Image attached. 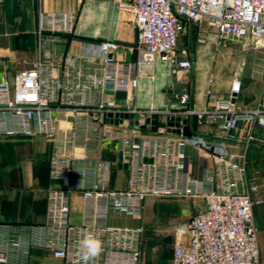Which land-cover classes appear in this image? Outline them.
I'll list each match as a JSON object with an SVG mask.
<instances>
[{"label": "built area", "instance_id": "2783aa9c", "mask_svg": "<svg viewBox=\"0 0 264 264\" xmlns=\"http://www.w3.org/2000/svg\"><path fill=\"white\" fill-rule=\"evenodd\" d=\"M118 10L133 17L135 62L116 58L119 45L113 41L87 43L81 51L61 62V75L51 63L39 60L31 69L0 80V137H55L54 112L65 110L89 121L99 138L114 142L127 180L121 189L107 186L112 164L57 156L49 161L54 183L46 192L44 234L39 245L65 264H139L140 227H112L111 215L138 217L149 198L203 199L205 209L181 225L175 238L173 264H258L259 250L252 216L255 203L239 191L245 168L227 154L210 153V145L195 138L212 166L193 177L186 154L188 138L182 120L195 117L198 125L221 121L230 140L246 145L255 141L253 126L264 128V84L255 108L245 112L239 127L236 100L241 82L234 75L228 96L214 91L213 75L207 79L208 107L195 112L187 108L189 93L177 96V109L141 110L120 106L109 96L132 94L142 76H152L160 63L187 82L191 64L178 59L177 44L185 24H205L215 33V46L248 41L254 47L264 42V0H115ZM73 18L66 13L38 14V32L71 33ZM202 34L199 43L206 41ZM180 56H185L182 50ZM129 97H127V100ZM126 115L137 116L125 118ZM155 115V118L152 116ZM179 119V121H176ZM155 122V124H153ZM172 122L173 126H168ZM178 124V126H175ZM136 125V127H135ZM156 130L152 131L151 128ZM145 131L146 134L141 132ZM258 186H253L255 191ZM84 202L83 221H69L70 194ZM86 235L102 241V251L83 259L80 242ZM6 263L0 255V264Z\"/></svg>", "mask_w": 264, "mask_h": 264}, {"label": "crops", "instance_id": "0c3cea01", "mask_svg": "<svg viewBox=\"0 0 264 264\" xmlns=\"http://www.w3.org/2000/svg\"><path fill=\"white\" fill-rule=\"evenodd\" d=\"M41 11L70 14L73 18L72 32L40 34L38 14ZM203 33L207 37L201 44L199 38ZM135 36L132 15L118 10L115 0H0V80L12 81L15 74L31 69L39 60L51 63L53 73L61 75V62L68 55L81 51L87 43L116 42L119 45L116 58L126 63L135 62L136 52L130 50L134 47ZM245 42L250 45L248 41ZM226 44L219 48L222 49ZM205 47H215L214 30L207 28L204 23L185 24L178 39L177 54L180 56L181 51L185 50L192 60L187 82L177 81L170 69L157 63L153 75L142 76L139 87L132 94L118 92L109 97L120 106L129 105L141 110L177 109V95L187 90V108L198 112L209 106L205 96L208 77L213 75L214 91L226 97L236 74L241 82L236 100L237 118L239 127L244 128L245 112L258 105L264 84V42L253 51L250 77L243 79V70L239 67L231 77L222 79L220 86L216 82L218 76L202 62V58L206 57L205 52H202ZM202 65L207 69L205 73L202 72ZM54 116L56 133L51 141L43 137H0V255L6 259L4 264H65L39 245L44 234L42 227L46 218V192L54 184L49 177V158L53 152L56 151L58 156L110 161L111 180L107 188L117 190L125 186L127 172L120 163L114 142H105L106 145L99 150L86 144L76 145L72 140L75 139L72 131L76 129V124L85 125L87 129L95 126L65 110L55 111ZM220 125L219 120L211 125H198L195 117L187 119L190 137L186 154L191 174L198 177L203 170L213 165L206 153L196 147V137L210 145V153L227 154L244 166V183L239 191L257 202L252 207V216L259 250L258 264H264V128L254 125L255 141L246 145L239 139L233 141L227 138ZM141 133L146 134L145 131ZM253 186L258 188L252 191ZM150 198L144 201V209L151 207ZM192 200H170L171 206L176 209V219L180 221L177 224L183 225L192 216L204 211L203 199H200L202 204ZM83 208L82 197L78 193L70 194V223H82ZM144 209L138 217L111 215L106 224L142 228L139 264H171L174 236L156 234L151 229L150 212ZM121 219L138 220V223L133 226L117 224ZM162 222V227L173 226L168 219Z\"/></svg>", "mask_w": 264, "mask_h": 264}, {"label": "rangeland", "instance_id": "374dc122", "mask_svg": "<svg viewBox=\"0 0 264 264\" xmlns=\"http://www.w3.org/2000/svg\"><path fill=\"white\" fill-rule=\"evenodd\" d=\"M255 50V47L253 45H248L245 41L243 43H231L226 44L222 49L221 48H208L205 47V49H202V52H205L206 57L202 58V62L206 64L209 67L210 72L215 73L216 76H218V80L216 82L218 83V86L221 85L222 79H226L228 77H231V75L240 67L242 71V77L243 79H248L250 77V68L252 65V56L253 51ZM177 53V52H176ZM178 59L186 60L190 64L192 63L189 55L186 52L185 56H178ZM202 72L205 73L207 70L206 67L202 65ZM197 85H199L196 82ZM197 85H194L197 86ZM203 87V86H202ZM182 94V93H181ZM177 96H180L177 95ZM77 127L72 131V135L75 139V144H82V145H88L93 147L94 149L99 150V148H103L106 143L105 141L101 140L98 135V130L96 128H89L87 129L86 126H81V124H76ZM95 129V130H94ZM72 143V142H71ZM51 154L50 160L53 157H57L58 155ZM152 200L151 207H145L146 212H150L149 218L151 222V229L155 230L156 234L162 233L164 236H174V240L172 242V259L171 264H173V254L175 249V238L178 229L182 224H177L178 221L176 219L175 215V207L171 206L170 200H178V199H169V198H150ZM191 201V200H190ZM193 202H196L197 204H202V201L200 199H194ZM183 202V201H182ZM168 219V222H172V225H169L168 227H162V221ZM138 223V220H127V219H121L117 222L119 225H136ZM177 229V230H176Z\"/></svg>", "mask_w": 264, "mask_h": 264}, {"label": "clouds", "instance_id": "9594fccd", "mask_svg": "<svg viewBox=\"0 0 264 264\" xmlns=\"http://www.w3.org/2000/svg\"><path fill=\"white\" fill-rule=\"evenodd\" d=\"M102 241L93 237L92 235H86L80 242L83 259L85 261L91 258L97 257L102 251Z\"/></svg>", "mask_w": 264, "mask_h": 264}, {"label": "water", "instance_id": "95a60500", "mask_svg": "<svg viewBox=\"0 0 264 264\" xmlns=\"http://www.w3.org/2000/svg\"><path fill=\"white\" fill-rule=\"evenodd\" d=\"M125 118H134V119H137V116H132V115H126ZM152 118H155V115L152 116ZM176 121H179V119H176ZM153 124H155V122H153ZM182 124L184 125V135L188 138L190 137V132L188 130V126H187V120H182ZM174 124L172 122H170L168 124V126H173ZM175 126H178V124H175ZM136 127V125H135ZM152 131H155L156 128L155 127H152L151 128Z\"/></svg>", "mask_w": 264, "mask_h": 264}, {"label": "trees", "instance_id": "16d2710c", "mask_svg": "<svg viewBox=\"0 0 264 264\" xmlns=\"http://www.w3.org/2000/svg\"><path fill=\"white\" fill-rule=\"evenodd\" d=\"M142 253V252H141ZM140 257H141V255H140Z\"/></svg>", "mask_w": 264, "mask_h": 264}]
</instances>
